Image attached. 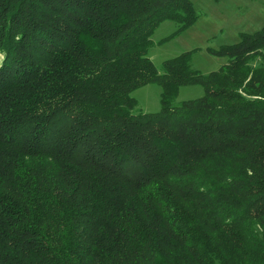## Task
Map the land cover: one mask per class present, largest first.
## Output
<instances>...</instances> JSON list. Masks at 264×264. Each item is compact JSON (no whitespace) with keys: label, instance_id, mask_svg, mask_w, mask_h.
<instances>
[{"label":"trees","instance_id":"trees-1","mask_svg":"<svg viewBox=\"0 0 264 264\" xmlns=\"http://www.w3.org/2000/svg\"><path fill=\"white\" fill-rule=\"evenodd\" d=\"M192 0H0V264H264V27L158 71ZM161 89L162 110L132 94ZM201 98L176 103L180 89Z\"/></svg>","mask_w":264,"mask_h":264},{"label":"rangeland","instance_id":"rangeland-1","mask_svg":"<svg viewBox=\"0 0 264 264\" xmlns=\"http://www.w3.org/2000/svg\"><path fill=\"white\" fill-rule=\"evenodd\" d=\"M199 18L186 31L178 33L174 22H164L153 36L149 57L158 71L167 60L192 52V67L204 75L219 70L225 59L213 52L240 41L242 34H253L264 27V0H192ZM0 55V61H2ZM162 89L148 84L132 96L137 100L138 112L157 114L162 110ZM205 95L204 87L185 86L180 89L176 103L194 100Z\"/></svg>","mask_w":264,"mask_h":264}]
</instances>
